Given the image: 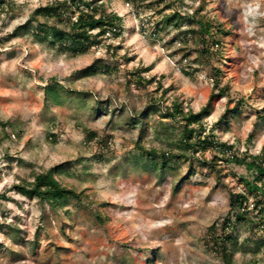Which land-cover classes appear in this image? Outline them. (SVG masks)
I'll use <instances>...</instances> for the list:
<instances>
[{
    "label": "rangeland",
    "instance_id": "374dc122",
    "mask_svg": "<svg viewBox=\"0 0 264 264\" xmlns=\"http://www.w3.org/2000/svg\"><path fill=\"white\" fill-rule=\"evenodd\" d=\"M85 1L119 15L120 33L73 55L29 25L55 0H0V264H226L216 241L225 235L231 264H264L255 197L244 204L253 221L232 206L263 185L244 158L264 146V0ZM175 11L182 18L167 22ZM198 21L211 26L210 56L190 32ZM91 64L97 72L81 77ZM215 76L227 93L195 136L233 148L195 151L169 113L201 110ZM55 82L60 104L47 99ZM55 166L79 199L53 207L16 188Z\"/></svg>",
    "mask_w": 264,
    "mask_h": 264
},
{
    "label": "trees",
    "instance_id": "16d2710c",
    "mask_svg": "<svg viewBox=\"0 0 264 264\" xmlns=\"http://www.w3.org/2000/svg\"><path fill=\"white\" fill-rule=\"evenodd\" d=\"M80 2H83V7ZM102 3H97V1H85V0H55L51 4H46L44 6H39L34 11L29 25L32 21H37L38 26L35 29V33L44 34L51 37V41L55 43H61V47L70 51L71 54H83L91 46H94L101 38L104 36L108 30L114 32L115 35H119L120 29L119 26L121 23V17L117 14H107L105 10V5ZM43 17L45 20H40ZM182 18L180 12H173L172 14L166 15L164 19L167 22L174 20H179ZM47 19L55 20L54 25H50ZM59 24H63L65 27H60ZM200 26V30L191 28L190 32L200 35V41L202 48L199 50L200 54L211 55V49L208 43L206 42V33H210V25L199 22L197 23ZM180 25V24H177ZM23 31L24 27H20L19 31ZM97 29L96 33H93V30ZM220 28L218 29V31ZM206 42V44H204ZM213 54V53H212ZM97 72L96 64H91L84 67L80 70L81 77L88 76ZM189 73V72H185ZM140 79H143L140 76ZM219 78L218 76L214 77L215 89L218 92L213 91L208 99L206 105H204L201 110L198 112L189 111L184 112L182 105L175 104V112L169 113V115L176 119V115L180 116L183 121V132L181 134L182 141L186 145H191L195 151L203 150L205 151L208 147L216 146L217 149H220L223 152H227L233 148L232 145L227 144L226 142L219 143L212 140L213 138L202 137L201 135L195 136L197 131L203 129V119L211 114L212 106L215 101V97L224 96L227 93V87L219 88ZM63 88V85L59 82L49 84L46 86L47 99L51 100L56 104L61 103V93L60 90ZM242 102L238 100L233 107H228L225 112L221 115L220 121H225L230 123V119L235 117L241 109ZM101 107V106H100ZM261 119L264 120V110L258 115ZM193 125H198L196 128L192 127ZM257 124L255 123V128ZM255 129L251 133L250 137H253L255 134ZM217 144V145H216ZM165 157V154L163 155ZM249 158V161L246 159ZM247 162V166L254 167L258 176L257 181L264 185V146L262 151L258 154H251L250 156H245L244 158ZM153 167H158L164 171L169 167L168 161L166 158L163 159L161 163L156 161V157H151L145 161ZM59 167L55 166L50 168L47 171H43L35 175L34 181L30 184H19L16 186L18 191L25 196L37 197L41 201H46L50 203L53 207H57L60 204L65 203L70 198H80L81 192L76 191L73 188L66 187L57 179L56 173L59 171ZM249 183V181H247ZM257 193L250 190H247L246 193H239L235 195V198L232 201L233 207H239L243 209L242 212L237 214L238 220L247 219L249 216L250 220L253 221V218L250 216L249 210L244 207L245 201L248 199L247 193L252 194L255 197L254 206L257 210L258 215L264 214V188ZM257 217V216H256ZM230 224V223H228ZM259 228H262L264 231V220L259 222ZM264 233V232H263ZM232 240L231 235H225L224 238H217L216 241H220L221 249L223 251V258L226 261V264L232 263V257L228 254V244ZM262 245L264 246V236L262 238Z\"/></svg>",
    "mask_w": 264,
    "mask_h": 264
}]
</instances>
